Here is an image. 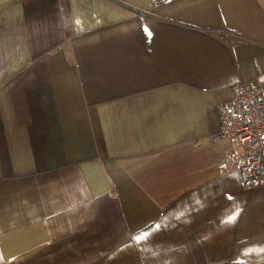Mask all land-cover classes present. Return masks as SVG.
Listing matches in <instances>:
<instances>
[{"label": "crops", "instance_id": "obj_1", "mask_svg": "<svg viewBox=\"0 0 264 264\" xmlns=\"http://www.w3.org/2000/svg\"><path fill=\"white\" fill-rule=\"evenodd\" d=\"M154 1L0 0V264H264L212 140L264 91V0Z\"/></svg>", "mask_w": 264, "mask_h": 264}, {"label": "built area", "instance_id": "obj_2", "mask_svg": "<svg viewBox=\"0 0 264 264\" xmlns=\"http://www.w3.org/2000/svg\"><path fill=\"white\" fill-rule=\"evenodd\" d=\"M169 0H155L153 7ZM227 102L219 106L220 131L215 142L231 145L227 159H236L243 185L264 184V91L258 81L228 87Z\"/></svg>", "mask_w": 264, "mask_h": 264}, {"label": "snow or ice", "instance_id": "obj_3", "mask_svg": "<svg viewBox=\"0 0 264 264\" xmlns=\"http://www.w3.org/2000/svg\"><path fill=\"white\" fill-rule=\"evenodd\" d=\"M145 31H147V29H145ZM135 239H136L137 242H139L140 238H139V236H137Z\"/></svg>", "mask_w": 264, "mask_h": 264}]
</instances>
